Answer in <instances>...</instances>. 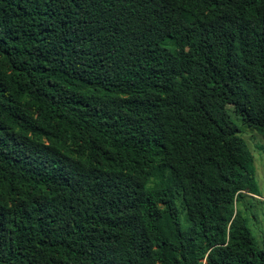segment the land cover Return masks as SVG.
<instances>
[{"label":"trees","instance_id":"16d2710c","mask_svg":"<svg viewBox=\"0 0 264 264\" xmlns=\"http://www.w3.org/2000/svg\"><path fill=\"white\" fill-rule=\"evenodd\" d=\"M230 109L264 135V0H0V264H264Z\"/></svg>","mask_w":264,"mask_h":264},{"label":"rangeland","instance_id":"374dc122","mask_svg":"<svg viewBox=\"0 0 264 264\" xmlns=\"http://www.w3.org/2000/svg\"><path fill=\"white\" fill-rule=\"evenodd\" d=\"M170 45L173 47L172 42ZM230 115L241 129L240 135L247 141L255 157V177L259 186L260 196H255L254 202L248 206L241 204L240 208L249 218L248 226L257 238L259 246L264 249V135L250 129L231 109ZM178 202L180 203V201ZM180 210L183 223L188 224L186 214L181 206Z\"/></svg>","mask_w":264,"mask_h":264}]
</instances>
